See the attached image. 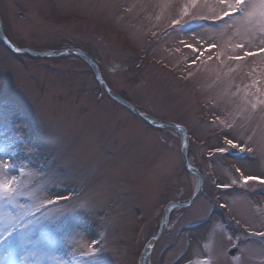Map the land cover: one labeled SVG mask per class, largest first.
Returning <instances> with one entry per match:
<instances>
[{
	"label": "rangeland",
	"instance_id": "374dc122",
	"mask_svg": "<svg viewBox=\"0 0 264 264\" xmlns=\"http://www.w3.org/2000/svg\"><path fill=\"white\" fill-rule=\"evenodd\" d=\"M225 10L219 0H0L16 45L87 49L145 116L185 125L204 176L154 240L164 206L196 185L179 131L110 97L87 60L44 61L0 41V158L21 189L0 199V232L14 219L28 257L12 260L0 243L3 264H264V184L243 182L264 178V31ZM90 244L95 260L83 255Z\"/></svg>",
	"mask_w": 264,
	"mask_h": 264
},
{
	"label": "snow or ice",
	"instance_id": "6c2138e0",
	"mask_svg": "<svg viewBox=\"0 0 264 264\" xmlns=\"http://www.w3.org/2000/svg\"><path fill=\"white\" fill-rule=\"evenodd\" d=\"M192 7H195L196 0H190ZM219 3L225 6V11L223 15L228 16L232 13L240 12L243 14L244 19L249 22H255L262 26L261 30L264 31V0H219ZM184 15L188 14L187 6H185ZM174 23H179V21H174ZM242 47V45H239ZM264 51V49H262ZM245 55H253V53H245ZM235 59L239 60L242 57L237 56ZM264 103V101H261ZM252 107H256L255 104ZM227 143L231 145L233 148L240 147L235 144L233 140H227ZM244 149L241 148V151ZM217 151L224 152L226 149L220 148ZM16 165L11 163L10 161L4 160L0 158V199H8L10 201L15 200L17 194L20 192V186L17 184L16 176L10 175V169L15 168ZM20 172H23L24 169H19ZM237 171H240L237 169ZM243 176V173H241ZM249 181H258L261 184H264V178L254 177V176H243V182L247 184ZM47 203H53V201L49 200ZM17 223L14 219H10L8 223L3 226V231L0 232V235H4V240L0 241V243H7V248L4 250L7 253V256L12 260H15L16 257L19 256L21 260H27V255L22 254L19 246L14 239L16 231H17ZM89 250L84 252L83 255L89 256L92 260H95L99 251L95 247L94 244H90ZM31 255H36L35 252L31 253ZM0 264H3V259L0 258Z\"/></svg>",
	"mask_w": 264,
	"mask_h": 264
},
{
	"label": "water",
	"instance_id": "95a60500",
	"mask_svg": "<svg viewBox=\"0 0 264 264\" xmlns=\"http://www.w3.org/2000/svg\"><path fill=\"white\" fill-rule=\"evenodd\" d=\"M0 39L2 40V42L4 44H6L8 47L12 48L15 51L18 52H23V53H30L33 56H37V57H46V56H55L57 54L60 53H76L79 54L81 56H83L92 66L93 70L96 73L97 78L99 79V81L101 82L102 86L106 89V91L116 100H118L119 102H121L122 104H124L125 106H127L128 108H130L133 112H135L139 117H141L142 119L146 120L147 122H150L153 125H157V126H162V125H167V126H171L174 128H177L180 132L181 135V141H182V145H181V152H182V156L184 158V161L186 163L187 169H189L190 171L196 173L197 177H198V181H197V186L196 189L194 191V193L192 194V196L189 199L186 200H181V201H172L170 202L164 209L163 212V220L160 224V228L158 230V233L155 235V240L164 232L166 226H167V221H168V213L169 210L172 206H174L175 204H188L190 202H192V200H194V198L199 194V192L201 191V188L203 186V177L200 174V172L198 171L197 168L191 166L188 162V158H187V154H186V143H185V134H186V129L183 125H179L176 124L174 122L171 121H166V120H160V119H156V118H151V117H147L145 116L139 109H137L131 102H129L128 100H126L123 96L119 95L118 93H116L115 91H113L112 89H110L104 82L103 78L101 77V72L100 69L98 67V65L96 64V62L94 61V59L92 58V56L87 53L86 51L80 50V49H71V48H63V49H58V50H54L51 52H44V51H37L31 48H20L15 46L10 40L9 38L5 35L4 30H3V26H2V21L0 18ZM153 242H150L149 244L146 245L145 250H149L150 248H152ZM237 251V247H233L230 249V253L234 254ZM144 258H145V254H144Z\"/></svg>",
	"mask_w": 264,
	"mask_h": 264
},
{
	"label": "flooded vegetation",
	"instance_id": "af4514ba",
	"mask_svg": "<svg viewBox=\"0 0 264 264\" xmlns=\"http://www.w3.org/2000/svg\"><path fill=\"white\" fill-rule=\"evenodd\" d=\"M72 46V45H71ZM73 47H77V46H75V44H73ZM81 48V47H80ZM84 49V48H83ZM87 50V49H86ZM73 56H76V55H73ZM77 57H79V56H77ZM67 67V66H66Z\"/></svg>",
	"mask_w": 264,
	"mask_h": 264
},
{
	"label": "bare ground",
	"instance_id": "6f19581e",
	"mask_svg": "<svg viewBox=\"0 0 264 264\" xmlns=\"http://www.w3.org/2000/svg\"><path fill=\"white\" fill-rule=\"evenodd\" d=\"M171 128H174V127H171ZM174 129H176V128H174Z\"/></svg>",
	"mask_w": 264,
	"mask_h": 264
}]
</instances>
